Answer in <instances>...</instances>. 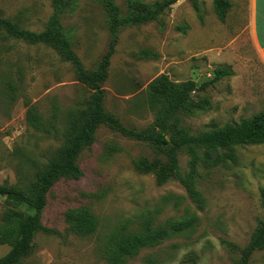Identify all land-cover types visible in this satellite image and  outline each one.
Segmentation results:
<instances>
[{"label":"rangeland","instance_id":"374dc122","mask_svg":"<svg viewBox=\"0 0 264 264\" xmlns=\"http://www.w3.org/2000/svg\"><path fill=\"white\" fill-rule=\"evenodd\" d=\"M122 16L140 14L161 0H113ZM213 0H198L202 20L189 0H178L156 19L121 26L108 73L102 83L103 108L128 129L148 131L155 112L148 104L151 83L210 80L216 68L229 67L204 89L190 92L188 104L168 121L167 134H197L264 111V56L249 31V0H229L220 21ZM53 0H0V16L32 31L44 30ZM59 23L86 70H94L111 39L101 0H66ZM91 90L77 80L72 65L44 43L0 36V185H25L65 142L69 110L85 107ZM34 105L40 124L26 120ZM94 140L77 157L78 177H61L47 193L41 223L22 264H106L117 227L135 228L145 217L154 223L194 218L189 230L141 249L123 264H240L259 220L264 219V144L235 147L233 159L214 167L198 166L195 187L201 203L174 179L157 184L153 169L167 165L162 150L100 125ZM185 148L178 152L182 172L189 170ZM14 208L0 195L3 212ZM87 208L96 229L78 235L64 211ZM10 246L0 244V257ZM248 264H264V247L252 250Z\"/></svg>","mask_w":264,"mask_h":264},{"label":"trees","instance_id":"16d2710c","mask_svg":"<svg viewBox=\"0 0 264 264\" xmlns=\"http://www.w3.org/2000/svg\"><path fill=\"white\" fill-rule=\"evenodd\" d=\"M53 1L54 12L44 30H28L0 16V36L53 46L60 56L72 65L77 80L87 86L91 94L84 108L69 110L64 144L56 149L45 166L35 173L34 179L23 186L0 185V195L5 196L6 201L25 205L32 210V214L27 215L14 208L3 212L0 223V244H7L10 249L0 257V264H22V260L32 251L33 238L38 231L56 232L41 223V213L47 203V193L59 178L81 175L77 157L85 146L93 142L95 131L100 125H106L113 131L133 139L149 141L160 148L166 157L167 165L152 170L157 184L168 179L177 180L187 188L191 199L199 203L201 196L194 183L198 166L209 168L233 159L235 147L264 144V111L256 112L236 123L227 122L197 134H167L168 121L188 104L190 92L195 88L204 89L215 80L231 75L232 70L229 67L216 68L213 78L201 82L198 86L191 80L174 84L162 77L155 79L151 83L152 92L148 96V104L155 112V120L154 126L148 131L128 129L118 118L104 110L102 83L107 77L109 58L114 51L118 29L126 24L156 19L178 0H161L146 12L128 16L119 14L118 6L113 0H101L109 18L111 39L99 65L91 71L82 66L59 23L58 12L66 0ZM189 1L198 19L202 20L198 0ZM212 3L217 18L224 21L231 2L213 0ZM26 120L33 126L40 124L41 117L35 111L34 105L27 108ZM182 148L186 149L189 156L187 172H182L179 167L178 152ZM262 192L264 194V188ZM64 221L66 226L78 235L90 234L97 226L96 217L87 208L65 210ZM193 223L192 216L170 218L158 224L149 216L140 221L135 228L129 229L126 224L118 226L106 264H123L141 249L156 246L170 236L189 230ZM263 247L264 219L258 221L248 246L241 254L240 264H248L252 250Z\"/></svg>","mask_w":264,"mask_h":264},{"label":"crops","instance_id":"0c3cea01","mask_svg":"<svg viewBox=\"0 0 264 264\" xmlns=\"http://www.w3.org/2000/svg\"><path fill=\"white\" fill-rule=\"evenodd\" d=\"M249 1V31L257 50L264 56V0Z\"/></svg>","mask_w":264,"mask_h":264}]
</instances>
